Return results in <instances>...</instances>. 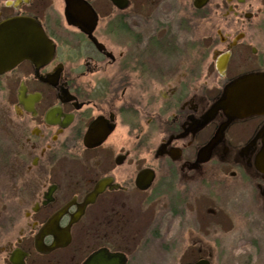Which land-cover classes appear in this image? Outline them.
Here are the masks:
<instances>
[{"label": "flooded vegetation", "instance_id": "1", "mask_svg": "<svg viewBox=\"0 0 264 264\" xmlns=\"http://www.w3.org/2000/svg\"><path fill=\"white\" fill-rule=\"evenodd\" d=\"M1 1L0 23L34 20L53 50L0 75L17 199L0 264H130L126 231L147 228L155 198L186 214L178 180L251 203L262 223L264 113L214 107L243 77L264 84V0ZM194 244L184 264L205 259Z\"/></svg>", "mask_w": 264, "mask_h": 264}, {"label": "rangeland", "instance_id": "2", "mask_svg": "<svg viewBox=\"0 0 264 264\" xmlns=\"http://www.w3.org/2000/svg\"><path fill=\"white\" fill-rule=\"evenodd\" d=\"M4 125L5 118L0 114V216L17 209L16 182L9 181L5 156ZM174 183L177 184L174 192L186 201V214L172 216L164 209L162 198H155L147 228L137 233L126 231L124 248L130 252V264L190 262L196 258L195 241L202 248L199 258H209L211 264H264V218L262 223L260 219L253 222L247 219L251 203L238 202L225 191L211 195L207 189H197L194 183L189 186L182 185L180 180ZM188 188L190 190L186 192ZM146 210L139 208L140 228L146 225ZM129 220L136 225L133 219ZM189 248L187 255L185 250Z\"/></svg>", "mask_w": 264, "mask_h": 264}, {"label": "water", "instance_id": "3", "mask_svg": "<svg viewBox=\"0 0 264 264\" xmlns=\"http://www.w3.org/2000/svg\"><path fill=\"white\" fill-rule=\"evenodd\" d=\"M113 1L117 3L119 0ZM52 50L51 42L34 20L16 17L0 23V75L13 70L25 60L35 64L45 62L52 54ZM214 110H222L231 119L263 114V82L255 76H246L237 80L226 87ZM257 168L264 172V153L261 160L257 162ZM98 258L100 253L94 255L86 264L97 263ZM115 260L108 261L106 264H115ZM125 263V257L120 256L118 264ZM102 264L105 263L102 262ZM195 264H211V262L209 259H202Z\"/></svg>", "mask_w": 264, "mask_h": 264}]
</instances>
